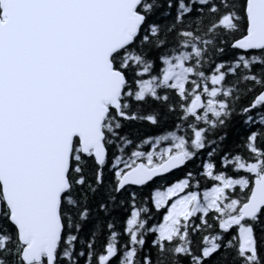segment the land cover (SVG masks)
I'll return each mask as SVG.
<instances>
[{"label": "snow or ice", "instance_id": "6c2138e0", "mask_svg": "<svg viewBox=\"0 0 264 264\" xmlns=\"http://www.w3.org/2000/svg\"><path fill=\"white\" fill-rule=\"evenodd\" d=\"M0 264H264V0H0Z\"/></svg>", "mask_w": 264, "mask_h": 264}, {"label": "trees", "instance_id": "16d2710c", "mask_svg": "<svg viewBox=\"0 0 264 264\" xmlns=\"http://www.w3.org/2000/svg\"><path fill=\"white\" fill-rule=\"evenodd\" d=\"M174 175H175V176H179V175H181V173H180L179 171H176V172L174 173Z\"/></svg>", "mask_w": 264, "mask_h": 264}]
</instances>
